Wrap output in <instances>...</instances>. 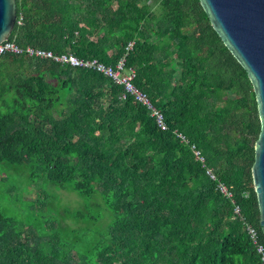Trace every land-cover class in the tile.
I'll list each match as a JSON object with an SVG mask.
<instances>
[{"label":"trees","instance_id":"trees-1","mask_svg":"<svg viewBox=\"0 0 264 264\" xmlns=\"http://www.w3.org/2000/svg\"><path fill=\"white\" fill-rule=\"evenodd\" d=\"M15 3L8 41L110 67L124 57L167 128L98 73L0 57V164L41 166L47 182L84 199L29 233L0 213V264H259L234 216L238 206L264 243L251 174L256 97L199 0Z\"/></svg>","mask_w":264,"mask_h":264},{"label":"water","instance_id":"water-1","mask_svg":"<svg viewBox=\"0 0 264 264\" xmlns=\"http://www.w3.org/2000/svg\"><path fill=\"white\" fill-rule=\"evenodd\" d=\"M212 28L249 78L256 97L260 133L251 174L264 239V0H199ZM16 22L15 0H0V43Z\"/></svg>","mask_w":264,"mask_h":264},{"label":"rangeland","instance_id":"rangeland-1","mask_svg":"<svg viewBox=\"0 0 264 264\" xmlns=\"http://www.w3.org/2000/svg\"><path fill=\"white\" fill-rule=\"evenodd\" d=\"M32 176L35 177L31 179ZM45 176L41 166L30 168L0 164V213L9 220V229L14 227L15 231L29 233L31 226L42 222L39 217L58 216L67 206L71 209L82 206L83 198L73 191L50 184ZM89 213L99 216L102 221L110 219V213L103 205L89 206Z\"/></svg>","mask_w":264,"mask_h":264},{"label":"built area","instance_id":"built-area-1","mask_svg":"<svg viewBox=\"0 0 264 264\" xmlns=\"http://www.w3.org/2000/svg\"><path fill=\"white\" fill-rule=\"evenodd\" d=\"M132 46L133 42L128 43L126 51L130 50ZM7 54H22L32 58L50 59L63 65L84 68L86 70L98 73L106 79L110 80L115 85H120L123 87L124 92L121 95L122 100H126L127 97H132L136 102L149 110L150 115L153 117L157 128L161 130H165L167 128L164 122L163 115L155 109V107L151 104L149 98L133 85L132 81L134 80L135 74L134 71L126 70L124 68V57L120 59L118 63L114 65V67H110L101 64L96 59L80 60L72 54L55 55L48 51L33 49L30 47L20 49L12 41H3L0 43V57H3ZM177 137L183 142H187L181 134H177ZM192 151L198 160H200L201 162L204 161L203 157L198 151H195L194 147H192ZM207 175L210 176L213 180L217 179L210 170L207 171ZM217 187L219 191L222 192L226 197H232L231 191L223 183L219 182ZM234 216L239 217L240 220L244 223L246 234L259 258V264H264V243L262 242L259 232L250 224L245 223L244 219L240 216V209L238 206L234 207Z\"/></svg>","mask_w":264,"mask_h":264}]
</instances>
